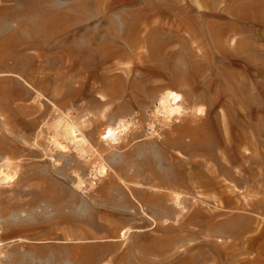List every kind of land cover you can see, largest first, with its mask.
<instances>
[{
	"label": "rangeland",
	"instance_id": "rangeland-1",
	"mask_svg": "<svg viewBox=\"0 0 264 264\" xmlns=\"http://www.w3.org/2000/svg\"><path fill=\"white\" fill-rule=\"evenodd\" d=\"M4 163L0 264H264V0H0Z\"/></svg>",
	"mask_w": 264,
	"mask_h": 264
},
{
	"label": "bare ground",
	"instance_id": "bare-ground-1",
	"mask_svg": "<svg viewBox=\"0 0 264 264\" xmlns=\"http://www.w3.org/2000/svg\"><path fill=\"white\" fill-rule=\"evenodd\" d=\"M182 98L183 97L177 92L171 90L166 91L159 99L155 117H157L163 123V125H170L171 121L175 118V116L178 115L175 102L182 100ZM67 117L61 116L56 119L53 124H51V136L49 138L50 145L60 152H67L70 147H73L76 151L74 152L77 153V156L80 158H89V150L91 147L90 143L81 133L79 127L71 121L70 117L69 119ZM131 126L132 123L130 120L119 119L113 125L111 124L107 126V128L105 127L106 129L104 132V139L108 142H114V144H118L124 140L126 135H128L130 128H132ZM93 168V172L95 173L94 176L97 177V179L99 176L102 178L108 175V167L104 162L97 163ZM17 177L18 172L11 164L4 163L0 167V187L14 184ZM78 182L79 186L85 184L81 179H78ZM171 197L172 201L177 205V207L181 209V195L174 193ZM125 235L126 234L124 233L122 237H125ZM1 244L2 243L0 242V247Z\"/></svg>",
	"mask_w": 264,
	"mask_h": 264
}]
</instances>
